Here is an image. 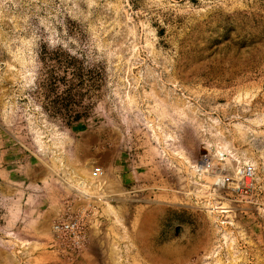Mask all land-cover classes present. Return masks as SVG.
<instances>
[{
    "label": "rangeland",
    "instance_id": "374dc122",
    "mask_svg": "<svg viewBox=\"0 0 264 264\" xmlns=\"http://www.w3.org/2000/svg\"><path fill=\"white\" fill-rule=\"evenodd\" d=\"M0 264H264V0H0Z\"/></svg>",
    "mask_w": 264,
    "mask_h": 264
},
{
    "label": "bare ground",
    "instance_id": "6f19581e",
    "mask_svg": "<svg viewBox=\"0 0 264 264\" xmlns=\"http://www.w3.org/2000/svg\"><path fill=\"white\" fill-rule=\"evenodd\" d=\"M54 236L57 243L71 244L74 247L79 248L83 239V227L81 219L77 217H70L59 222L54 226Z\"/></svg>",
    "mask_w": 264,
    "mask_h": 264
},
{
    "label": "crops",
    "instance_id": "0c3cea01",
    "mask_svg": "<svg viewBox=\"0 0 264 264\" xmlns=\"http://www.w3.org/2000/svg\"><path fill=\"white\" fill-rule=\"evenodd\" d=\"M84 206L83 198L79 196L72 198V196H69L64 200L59 199L58 204L53 209L56 210L57 214L64 212L68 208H70V210L75 209L78 212H83L85 210Z\"/></svg>",
    "mask_w": 264,
    "mask_h": 264
},
{
    "label": "trees",
    "instance_id": "16d2710c",
    "mask_svg": "<svg viewBox=\"0 0 264 264\" xmlns=\"http://www.w3.org/2000/svg\"><path fill=\"white\" fill-rule=\"evenodd\" d=\"M53 54H56V56L63 55V56L70 57V60L71 61L67 63L68 65L76 66V65H79L80 64V62L75 57L69 55L68 53H66L64 51H62L61 48L55 49V51L53 52ZM61 81H62V83L65 82L64 79H61ZM50 85H51V90L54 91L55 90V87H54L55 82H52V84H50ZM71 90L72 89H70V88H68V89L65 90V93H67V96H66L67 102H70V101L73 100V96L70 94ZM72 119L73 120L66 121V123L70 124L72 121H76L78 119V116H74Z\"/></svg>",
    "mask_w": 264,
    "mask_h": 264
}]
</instances>
